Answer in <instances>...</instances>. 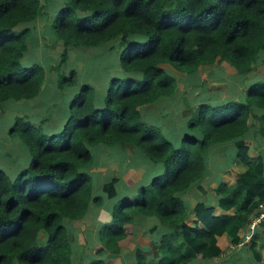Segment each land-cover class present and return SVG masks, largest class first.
Instances as JSON below:
<instances>
[{"label":"trees","instance_id":"obj_1","mask_svg":"<svg viewBox=\"0 0 264 264\" xmlns=\"http://www.w3.org/2000/svg\"><path fill=\"white\" fill-rule=\"evenodd\" d=\"M45 11L42 0H0V113L5 104L32 100L41 91L47 71L24 59ZM49 27V39L64 50L48 72H56L59 91L78 92L58 135L48 137L21 117L8 133L26 146L31 162L14 179L0 169V264H113L130 246L135 225L149 217L169 233L153 245L155 260L137 248L135 264H191L219 256L224 237L238 244L239 233L264 203V161L250 162L245 140L253 122L264 136V83L247 87L239 103L200 104L178 145L145 123L141 108L176 93L177 80L165 68L192 75L200 66L228 60L236 72L249 74L264 51V0H65ZM108 45L116 49L123 77L111 79L96 107L93 88L62 68L70 48ZM228 143L246 170L233 185H218L216 207L196 205L197 222L189 226L180 196L203 177L206 155ZM100 146L133 151L163 171L112 206L97 244L78 257L67 225L83 220L91 205L102 207L104 197L117 196V179L102 185L101 196L94 193L90 149ZM136 167L122 173L129 187L143 172ZM216 208L233 215L215 217Z\"/></svg>","mask_w":264,"mask_h":264},{"label":"crops","instance_id":"obj_2","mask_svg":"<svg viewBox=\"0 0 264 264\" xmlns=\"http://www.w3.org/2000/svg\"><path fill=\"white\" fill-rule=\"evenodd\" d=\"M56 1L57 3L52 7V9H56L57 11L64 2H61L60 0ZM47 31L50 32L48 27ZM72 51L80 52V54L76 57V60L82 55L84 56L83 58L85 61H89L91 57L95 58V60H97L98 57H101V59H105L104 62L112 59V61L118 65L117 53L113 45L112 47L108 45L97 49L70 48L68 53ZM91 53L92 55H90ZM27 56L32 59L30 64H37V59L34 54V43L30 45L25 59ZM79 61L83 62V60ZM26 65H29V63ZM70 70H75V68L73 67ZM167 71L177 80L176 93L172 98L162 99L158 103L142 107L141 112L147 121L154 123L152 126H156L161 129L162 134L168 140L178 145L181 138L188 133L186 125L187 121L200 104L205 103L212 107H220L230 102L239 103L245 100V89L247 87L256 82L264 83V51L259 52L258 59L253 70L247 75H241L236 72L228 60L218 61L214 65L210 66H200L192 75L175 74L169 68H167ZM51 73L52 72H47L46 79L37 97L32 100H23L13 104H8L7 106L4 105V109L2 108L0 113V157L6 161L5 165H7L6 168V166H2L0 164V169L6 173H10L9 171L13 172L10 176L12 179L17 177L18 174L23 169L27 168L31 162L29 153H27L29 162H24L22 165L16 162L18 155L15 151V147H17L18 144L22 145L23 143L20 144V142H22L21 140H14L8 136L16 118L21 117L25 120L27 119L28 116L25 112L22 113L23 110H29L32 112L45 111L48 116H46L44 120L47 121H49L48 119H51V117H54L53 119L55 124L52 127L53 129L50 132L51 134L59 133L66 123L70 103L77 92L70 88H65L62 91H59L56 84V78L51 75ZM80 75H82L81 72L79 73V76ZM110 79L111 78L109 76V80ZM43 97L48 98V102L46 104L41 103L40 101ZM50 97L53 102L49 101ZM58 113H60L61 116L60 121L55 116ZM256 113L258 115L263 114L262 111H257ZM11 115L12 118L8 120V117ZM3 121H6L4 123L5 125L2 124ZM245 140L249 147L248 156L250 162H253L257 157H261L264 161V136L259 133L258 123H252V126L245 136ZM105 148L109 149L110 152H120L125 156L121 157V162L126 165L134 161L137 163L136 166H139L138 169L143 172L139 171L140 173L137 175V177H139L136 179L137 184L129 187L126 185L124 176L122 175L127 167L124 169L122 168L121 170H116L114 164L109 163L106 165L104 161L101 160L98 164L94 163L90 169V175L92 178L95 180L96 176L99 181H102L100 190L102 185L109 180H118L115 184L117 192V196L115 198L108 199L104 197L102 207L96 208L91 205L88 215L83 220L73 223H80V234H78V236L81 238L82 242L85 243L86 239L84 236L88 234L90 237L95 238L93 243L94 246L98 242V232L100 227L111 220L110 212L112 206L117 203L121 197H123L120 196L119 193L132 191L133 193L131 195L135 196L141 187L148 185L153 177L159 175V165L152 166L144 159L140 161L141 158L139 156L137 157V155L134 156L133 151L123 150L117 147ZM102 152L104 155H108L106 152ZM235 155L236 150L233 143L216 147L206 155V171L203 177L195 183L190 190L180 196L189 213V219L187 221L189 226H193L197 222V219L193 215L196 205L202 203L207 207H216L219 198L216 195L215 190L218 185L220 183H224L227 186L233 185L238 176L246 170V168L240 165L239 161L235 159ZM144 164L147 165V167H145ZM136 166L134 168H137ZM130 168L134 169L132 167ZM152 169L154 171L153 173H150ZM109 172H111L112 176L103 183V177L109 174ZM92 213L93 218L89 220L88 216ZM223 215L231 216L233 215V210L224 212L218 208L215 209V217ZM199 226L202 227L200 224ZM168 233V229L161 226L157 218L149 217L141 219L140 223H137L134 227V237L130 246L121 251V254L113 261V264H135L134 252L137 248L146 252L149 260H155L156 254L154 253L153 245L159 243L162 237ZM247 234L248 231L246 228L239 233L241 240L238 244H233L231 243V240L224 237L226 242L222 245V250L219 256L211 259L197 258L191 264H264V224L256 228L255 231L251 233L249 241H244V237ZM89 253L87 255H89Z\"/></svg>","mask_w":264,"mask_h":264},{"label":"rangeland","instance_id":"obj_3","mask_svg":"<svg viewBox=\"0 0 264 264\" xmlns=\"http://www.w3.org/2000/svg\"><path fill=\"white\" fill-rule=\"evenodd\" d=\"M43 3L46 6V15H43L40 19L37 20V22L34 24V27L32 29L33 32V38L31 40V43H34V54L35 57L37 59V63L42 66L47 72H48V68L50 66H54L58 63L59 61V57L61 55V53L63 52V48L61 43H57L54 41L53 38H50L51 33L49 31H47V27L48 30H50V22L53 18L54 12L56 11V9H52L53 6H55V4L57 3L56 0H42ZM61 2H64V0H60ZM80 54V52L76 51H72L70 53H68V65L66 68L65 67L62 68V71L64 73H69L71 70V68H75V72L78 74L81 72L82 75L79 76V80L81 82V84L83 85L88 84L91 88H93L94 90V96L96 97V107H99L103 104L104 102V98H105V94H106V90L107 87L109 86V83L111 81L112 78H121L122 77V70L118 69V65H116L112 59L104 62V58L101 59V57H98L97 60H95V58L91 57L89 59V61H85L84 60V56L82 55L81 57H78V59L76 60V57ZM92 55V53L90 54ZM31 58L27 56L26 59H24V63L27 64L31 62ZM79 60H83L79 61ZM165 71L168 75L169 72L167 71V68H165ZM49 73V72H48ZM51 75L55 76V78L57 77V74L55 71H53L51 73ZM109 76H110V80H109ZM72 89V88H70ZM75 91V89H73ZM76 92H78L76 90ZM77 94V93H76ZM41 103L46 104L48 102V98L47 97H43L40 99ZM50 102H53L51 97L49 98ZM8 104H5V106H7ZM4 109V107H3ZM26 113L27 114V121L31 122L30 124L34 127H39L43 132V134H45L48 137H51L53 135H58L56 133L51 134L50 132L52 131V127L55 124L54 121V117H51V119L44 120L46 118V116H48V114L45 111H38V112H32L29 110H23L22 113ZM6 113H10V112H6ZM13 115V114H12ZM12 115L8 117V120L10 118H12ZM56 118L60 121L61 120V116L60 113H58L57 115H55ZM23 117V116H22ZM49 118V117H48ZM141 119L149 124V125H154V123H151L149 121H147L144 118V115H142L141 112ZM6 121H3L2 124L5 125ZM161 130V129H160ZM58 132V131H56ZM162 132V131H161ZM163 135V134H162ZM9 136V135H8ZM14 140H20L18 138H11ZM16 142V141H15ZM20 144H22V142H20ZM15 151L17 152L18 157L16 158V162L19 163L20 165L24 164V162H29V157H28V150L26 148V146L24 144L22 145H17V147H15ZM98 149V150H97ZM91 154L93 156V165L94 163L98 164L99 161L103 160L104 163L106 165H108L109 163L114 164V167L116 168V170H121L122 168H126V167H132L134 168L136 166L137 163H135L134 161L130 164H124L123 162H121V157L122 154L120 152L117 151H113L110 152L109 149L105 148V147H98V148H91L90 149ZM106 152L108 155H104L103 152ZM2 157H0V164L2 166H6L5 165L6 161H4L3 159H1ZM145 167H147V165L144 164ZM159 174L162 173L163 169L159 164ZM9 170V169H8ZM153 169L150 171V173H153ZM10 173L7 172L8 176L10 177L13 172L9 171ZM104 172V171H103ZM102 172V173H103ZM111 172H109V174H107L106 176L103 177L104 182H106L108 180V178H110ZM94 181V192L95 195H102V192L100 190V186L102 181H99L96 176H95V180ZM147 181V179H146ZM148 182V181H147ZM146 184V183H145ZM121 191V190H119ZM126 193V194H125ZM125 193H119L120 196H131V194L133 193L132 191H128ZM122 199V197H121ZM93 218V213L90 214L88 216V219L91 220ZM79 225V226H78ZM67 227L69 228V231L72 232L74 236V244H75V248H76V255L78 257H81L80 255H85L88 254L93 248H94V241L95 238L90 237L88 234H86L84 236V238L86 239L85 243L82 242L81 238H79L78 234H80V223H69L67 225ZM43 237V236H42ZM79 264H88V262L86 260H84L83 262L79 263Z\"/></svg>","mask_w":264,"mask_h":264},{"label":"built area","instance_id":"obj_4","mask_svg":"<svg viewBox=\"0 0 264 264\" xmlns=\"http://www.w3.org/2000/svg\"><path fill=\"white\" fill-rule=\"evenodd\" d=\"M264 224V203L258 206L255 214L253 215L251 222L247 226L248 234L245 235L244 241L250 240V235L255 231L256 228Z\"/></svg>","mask_w":264,"mask_h":264}]
</instances>
